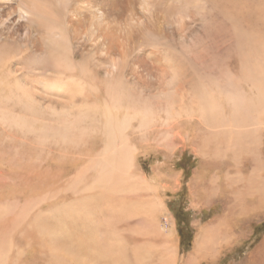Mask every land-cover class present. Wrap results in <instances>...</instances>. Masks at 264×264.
Instances as JSON below:
<instances>
[{"label": "bare ground", "instance_id": "obj_1", "mask_svg": "<svg viewBox=\"0 0 264 264\" xmlns=\"http://www.w3.org/2000/svg\"><path fill=\"white\" fill-rule=\"evenodd\" d=\"M213 1L220 14L217 29L225 31L250 23V19L243 16L242 0ZM159 5L160 0H0V94H10L13 88L21 97L19 100L26 104L28 101L34 104L37 97L45 100L47 109L57 117L55 132L93 124L106 128L111 140V130L128 126L133 120L140 128L162 122L171 124L168 118L159 121L149 113L164 104L176 109V94L196 93L195 85L190 83L193 79L178 73L177 60L162 55L159 43L150 42L148 47L142 43L145 37L168 38L185 32L196 14L187 4L185 11L167 18L156 11ZM257 42L255 57L242 53L238 60L244 71L241 78L248 82L250 95L244 96L245 93L241 95L235 90L227 93L226 105L231 106L227 116L222 110L221 100L225 98L222 96L219 100L211 90L204 92L206 98L197 108L202 121L211 129L204 138L206 143L210 140L209 143L217 141L220 145L224 140L234 156L244 137L252 144L246 151L252 153L254 177L247 178L246 186L254 208L261 211L264 210V135L258 130L264 131V46ZM6 44H15L19 50L11 53L14 45L7 47ZM74 45L85 53L86 60H75ZM30 53L48 56L50 61L33 66L28 60ZM96 67H103L106 76L98 77ZM128 84L133 85L135 91L139 90L138 95L148 97L142 100L130 94ZM203 85L204 82L200 83L198 91L208 89L201 87ZM161 94L169 96L170 100L163 102ZM205 113L209 117H205ZM2 114L0 108L3 123L9 118ZM16 117L15 121L12 118L9 121L21 130L27 121ZM31 121L35 122L33 118ZM238 123L245 127L244 131L238 129ZM83 130L80 134H85ZM108 147L111 149L109 142ZM108 150L88 156L87 162L77 159L73 163L77 173L66 180L60 177L61 181L51 165L60 166L63 162H53L50 154L39 165L38 160L21 161L19 158L12 169L7 168L17 181L0 190V233L8 235L0 236V264H29L31 259L39 264H99L91 257L102 253L117 254L119 264H147L149 255L141 254L139 249L135 250L134 260H128L125 257L127 237L116 235L123 229L110 228L116 216L130 220L144 215L145 221L147 216L153 215L154 203H145V196L140 192L148 183L131 170L132 150H116V158H108ZM235 159L237 161V157ZM65 171L62 169L60 174ZM197 179V185L202 186V177L197 176ZM200 190L202 197L205 190ZM66 194L71 197L68 195L65 199ZM40 201L42 203H38ZM8 231L17 232V237L12 239ZM209 231L212 233V229ZM161 233V239L166 241L167 236ZM211 233L204 231L200 235L197 243L200 249L207 247ZM164 246V255L168 258L170 250L165 243Z\"/></svg>", "mask_w": 264, "mask_h": 264}, {"label": "rangeland", "instance_id": "obj_2", "mask_svg": "<svg viewBox=\"0 0 264 264\" xmlns=\"http://www.w3.org/2000/svg\"><path fill=\"white\" fill-rule=\"evenodd\" d=\"M166 2L167 4L173 2L170 6L174 4L176 7H170L166 5ZM180 2H183L184 6ZM242 2L243 16L250 19V23L245 22L238 28L221 31L217 29L219 9L213 0H169V2L160 0L156 11L164 17L169 18L173 16V13L185 11L183 8L187 4L192 6L196 14L185 32L176 33L174 36L172 34L168 38L145 37L142 43L144 47H148L150 42L159 43L161 54L174 61L177 60L178 73L191 76L193 80H190V83L195 85L196 93L193 94L196 95L176 94V109L167 108L164 104L150 111L149 115L159 121L168 118L171 121L169 125L162 122L140 128L137 121L133 120V123L128 126L126 124L111 130V140L106 128L93 124L78 127L79 129L68 127L64 131L62 128L61 131L59 129L55 132L58 130L55 120L57 117L47 109L45 100L37 97L34 104L30 101L26 104L22 99V101L19 100L21 97L15 94L16 91L13 88H11L12 92L8 91L11 95L1 93L2 115L12 118V121L17 118L16 115L24 117L27 121L24 124H27L24 130H19L9 119L3 123L0 121V163L3 164V166L0 165V190L5 186L11 187L17 181L13 173L7 172V168L12 169V164L19 158H22L21 161H26L27 158L33 162L38 160L36 164L39 165L40 162L44 163L50 154L53 162L57 164H59L58 161L63 162L62 165L60 164L62 167L51 165V170L57 172L59 179L62 177L61 179L66 180L77 173L73 165L78 161L77 159L87 162L88 156L104 152L106 148L110 151L109 153L106 151L107 157L116 158V150L127 148L132 150L133 154L131 167L133 174L140 175L142 180L148 183L143 185L147 186L146 188L142 187L140 190L142 196H145V203L150 204V201L154 203L153 215L147 216L146 222L144 215L140 217L134 215L136 217L130 220H120L116 216L115 221L112 222L113 225L111 224L110 229L118 227L123 229L120 234L116 232L117 236L127 237L128 246H126L125 257L128 260L133 261L135 250L139 249L141 254L149 255L147 264H264V210L258 211L254 208L250 200L251 194H248L249 188L246 186L247 178L253 175L250 162L252 153L249 150L246 151V148L248 149L252 144L245 141L244 137L242 144L238 145L237 155L234 156V153L227 150L224 140L220 142V145L217 141L209 143L210 140H207L208 143H206L204 138L210 134L211 129L202 121L197 108L198 103L200 105L206 98L203 96L204 92L211 90L218 99L220 98L219 100L222 96L223 99L225 98V101H221L224 116H227L231 111V106L226 105L227 93L234 90L241 95L245 93L244 96L251 93L248 82L241 78L244 76V71L238 60L242 53L248 57H255L257 41L264 46V0H242ZM6 45L9 46V44ZM13 45L15 46L10 44V46ZM14 46L11 53L19 50L17 46L14 49ZM73 48H75L76 61L87 59L85 53H81L76 45ZM29 55L28 60H31L33 66H41L50 61V57L40 53ZM28 60L24 61L29 62ZM96 72L100 78L106 76L103 67H96ZM202 82L205 85L201 87L208 89L198 91ZM127 87L130 90L129 93L137 96L138 99L144 100L148 97L147 94H141L143 97H140L139 90L135 91L133 85L128 84ZM159 96L163 102L170 100L167 95ZM204 116L209 117L207 113ZM32 118L35 122L31 121ZM238 125H240L238 129L241 132L244 131L245 127L240 123ZM80 130H83L82 133L85 134H80ZM258 131L260 135H264L261 128ZM63 133H65L64 136H61ZM251 134L255 136L253 132ZM75 139L77 141H74ZM108 142L111 149L108 147ZM262 155L264 156V149ZM183 165L185 168H182ZM62 169L66 171L60 174ZM197 176L202 177V186L197 185L199 181ZM200 188L205 190L202 197L199 195ZM68 195L71 197L70 194H66L65 199L69 198ZM177 212L185 213L187 218L183 219L184 222L178 221L181 214ZM178 227H182L188 233L189 242H184L186 247L180 243ZM211 229L212 233L209 231ZM162 231L167 236L166 241L161 239ZM168 231L170 234H167ZM204 231L207 234L211 233L212 239L206 242L207 247L200 249L197 243L201 240L200 235ZM2 232L0 236L4 237ZM8 232H11L9 235L12 239L18 235L15 231ZM139 242L144 248L139 245ZM20 243L26 247L24 242L20 241ZM164 243L170 250L168 258L164 255ZM145 246L149 247V250ZM91 258L95 259V263L113 264L118 261L119 256L113 253H102L98 257ZM31 260L29 264H39Z\"/></svg>", "mask_w": 264, "mask_h": 264}, {"label": "trees", "instance_id": "obj_3", "mask_svg": "<svg viewBox=\"0 0 264 264\" xmlns=\"http://www.w3.org/2000/svg\"><path fill=\"white\" fill-rule=\"evenodd\" d=\"M182 168H185V166L183 165ZM177 213H179V215L181 214V218H182V219L179 218L180 216L178 215V216H179V217H178V218H179L178 221L180 220L179 222H181V220H182V222H184L183 219L187 218L186 215H185V213H184V214H183V213H180V212H177ZM177 234H178V237H179V240H180V243H181V244L184 245V242H189V241L187 240V238H188V233H187V231H185L182 227H178V228H177ZM184 246L186 247V245H184Z\"/></svg>", "mask_w": 264, "mask_h": 264}]
</instances>
